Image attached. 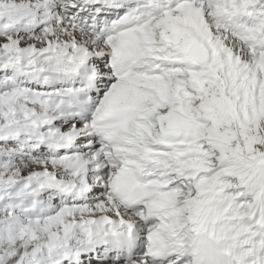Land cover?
Masks as SVG:
<instances>
[{"label": "snow or ice", "instance_id": "6c2138e0", "mask_svg": "<svg viewBox=\"0 0 264 264\" xmlns=\"http://www.w3.org/2000/svg\"><path fill=\"white\" fill-rule=\"evenodd\" d=\"M0 264H264V0H0Z\"/></svg>", "mask_w": 264, "mask_h": 264}]
</instances>
